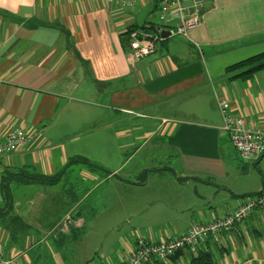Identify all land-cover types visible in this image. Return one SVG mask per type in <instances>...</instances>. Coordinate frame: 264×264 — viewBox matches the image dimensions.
Returning <instances> with one entry per match:
<instances>
[{
  "label": "crops",
  "instance_id": "0c3cea01",
  "mask_svg": "<svg viewBox=\"0 0 264 264\" xmlns=\"http://www.w3.org/2000/svg\"><path fill=\"white\" fill-rule=\"evenodd\" d=\"M160 1L137 0L125 8L108 0H0V137L16 125L34 135L23 149L0 157V205L7 201L8 182L13 213L29 225L13 236L0 223V252L9 261L0 264H37L49 257L54 264H70L57 251L79 239L82 217L68 216L67 209L91 194L78 199L65 186L68 169L76 164L105 173L90 180L96 187L112 184L119 194L110 200L104 193L99 202H111L129 224L118 231V255L94 264H122L139 237L173 239L195 222L228 212L233 197L263 190V177L258 185L245 186L246 179L234 178L240 165L234 156L238 165L226 160L235 147L222 129L217 95L231 102L234 114L264 128V69L250 77L227 72L264 52V0H206L203 20L188 36L176 33L174 22H159ZM152 26L168 33L156 31L162 38L157 49L134 58L124 34ZM136 154L151 162L126 174ZM78 157L102 167L72 161ZM165 157H176V163L168 166ZM246 171L247 165L242 174ZM20 173L60 180H16ZM215 178L224 181L217 184ZM15 186L33 195L23 210L17 209L22 196L15 195ZM143 193L150 196L143 200ZM48 195H59L58 207L44 212ZM47 212L53 221L35 220ZM53 233L51 240L62 246L52 245ZM51 247L53 255H47ZM205 247L217 264H264V208L230 232L211 235ZM189 259L182 250L167 263L189 264Z\"/></svg>",
  "mask_w": 264,
  "mask_h": 264
},
{
  "label": "built area",
  "instance_id": "2783aa9c",
  "mask_svg": "<svg viewBox=\"0 0 264 264\" xmlns=\"http://www.w3.org/2000/svg\"><path fill=\"white\" fill-rule=\"evenodd\" d=\"M125 8H133L137 0H108ZM206 0H161L159 22L163 25L175 23L178 34L188 36L191 28L201 24ZM130 48L136 59L152 54L162 38L148 29H132ZM219 110L223 119L222 129L229 135L240 158L245 162H258L264 159V128L253 119L232 112L231 102L217 95ZM30 129L16 125L7 136L0 137V157H6L23 149L33 138ZM259 208H264V188L261 192L248 194L236 199L225 214L208 222H195L190 229L170 240H156L139 237L134 252L122 264H148L152 259H170L179 251L196 252L206 248L205 241L211 235L230 232ZM0 262L6 261L0 253ZM89 264H94L90 262Z\"/></svg>",
  "mask_w": 264,
  "mask_h": 264
},
{
  "label": "rangeland",
  "instance_id": "374dc122",
  "mask_svg": "<svg viewBox=\"0 0 264 264\" xmlns=\"http://www.w3.org/2000/svg\"><path fill=\"white\" fill-rule=\"evenodd\" d=\"M127 142V139L125 140ZM146 150V149H145ZM236 158L237 162L240 166H238L237 172L234 175V178H237L240 176V179H246V184H243V186L248 184H257L261 180V178H264V159L258 161L259 164L255 165L254 163L257 162H245L243 159L240 158L237 151H235L234 148H232V153L226 157L227 161L229 160L231 165L237 164L234 157ZM176 157H165L163 162L167 164L168 166H172L171 163L175 162ZM131 162V163H130ZM143 162H151L147 158L144 159L142 154H136L133 156V158L128 162L130 163L126 170L124 171L126 174L137 167V164ZM238 165V164H237ZM247 165V171H250L249 173H245V168ZM83 166L80 164H76L72 166L70 169H68L67 178L65 180L66 187L68 188L69 192H73L74 196H76L78 199H81L88 190H90L91 194L88 200L76 208H68L69 211L68 216L73 215L74 218H77L78 212H80V218H81V226L79 227L78 231V240L74 238L72 241H68L64 244V249L61 252L58 250V253H63L66 256H68L70 264H84L85 262H91L93 260H98L99 257L109 259L111 255L114 254V256L118 255V251L115 250L119 246L121 240L119 239L118 231L125 230L129 228V224L126 221V217L124 215H121L120 212L114 208L115 206L111 202H99L100 197L105 193V195H111L109 199L111 200L113 198L114 194H119L118 190H114L112 184H104L100 185L99 187H96V182H92L90 180L92 175L98 176V180L103 179L105 173L100 172L99 170L94 169H85L82 170ZM246 171V172H247ZM230 172L232 173V166H230ZM169 175L172 173L171 171L167 172ZM82 174V175H81ZM83 175H86L87 177H84ZM152 176V174H151ZM260 179V180H259ZM259 180V181H257ZM263 180V179H262ZM215 183L219 184V182L224 181L223 179L215 178ZM27 188L18 187L15 186L13 189V192L15 195L22 196L21 200H18V210H23L22 207L24 201L33 196L32 193L29 194V192L26 190ZM214 190V188H211ZM12 191V189L10 188ZM204 192V190L202 189ZM252 194V193H251ZM142 198L144 200V197L150 196L149 194H141ZM203 195V193H202ZM248 195V194H246ZM245 195L237 196L236 198L233 197V199H240ZM25 197V199H23ZM39 195H37V198ZM59 197V195H48L44 198L42 201L41 207L44 211L45 209H50L51 207H58V204L56 202V199ZM53 202L49 203L48 199H52ZM234 200V201H235ZM203 201V199H202ZM232 201L229 203L227 201V206L234 202ZM226 202V201H225ZM51 206V207H50ZM38 210V208H35ZM57 211L62 212L60 209H56ZM45 212V211H44ZM45 215L41 218H39V215H36L35 220L37 222L45 223V221H53L54 215H51L50 212L44 213ZM78 218L75 220L74 226L76 223L80 220ZM128 233V232H127ZM126 233V234H127ZM55 233L51 234V237L49 240L52 242L51 238H55ZM73 237V235H72ZM54 242V241H53ZM54 246H60L61 244L59 242H54L52 244ZM62 246V245H61ZM50 248L49 243H47V249ZM54 247H51L50 250H47V255H53ZM3 253V252H0ZM4 254V253H3ZM28 255L31 257L32 252H29ZM45 258V257H44ZM101 260V258H100ZM55 258H45L40 260L37 264H54ZM19 264H22L21 261Z\"/></svg>",
  "mask_w": 264,
  "mask_h": 264
},
{
  "label": "trees",
  "instance_id": "16d2710c",
  "mask_svg": "<svg viewBox=\"0 0 264 264\" xmlns=\"http://www.w3.org/2000/svg\"><path fill=\"white\" fill-rule=\"evenodd\" d=\"M144 28L156 32V30H154L151 27H144ZM132 29L134 28H130L124 34L125 36H127V40L129 44H130L129 32ZM128 48H130V45H128L127 49ZM263 69H264V52L248 57L236 64L227 67V72L228 73L238 72V75L236 76L243 75L250 77L256 72ZM72 161L73 162L82 161L90 166L102 167L98 163L91 162L85 157H78L77 159H73ZM15 179L21 181H27V182L36 181V182H44L45 184H54L60 180V176H46L38 173H29V174L20 173V174H15ZM3 187H5V191L7 193L6 194L7 201L4 204L0 205V223L9 232H11L13 236L16 235L17 230H19L21 234L22 233L24 234L27 232L29 225L25 224V221L19 215L13 213L14 203L11 200V196H10V188H11L10 183L6 182V184H3ZM180 252L181 251H179L178 253ZM178 253L170 258H175L178 255ZM189 258H190L189 264H217L213 252L207 248H199L196 252H189ZM167 262L168 261L165 259L154 258L148 264H168Z\"/></svg>",
  "mask_w": 264,
  "mask_h": 264
},
{
  "label": "water",
  "instance_id": "95a60500",
  "mask_svg": "<svg viewBox=\"0 0 264 264\" xmlns=\"http://www.w3.org/2000/svg\"><path fill=\"white\" fill-rule=\"evenodd\" d=\"M151 28H153L154 30H156V31H159V30H161V33L163 34V36L166 34V33H168L167 32V30L165 29V28H160L159 26H152Z\"/></svg>",
  "mask_w": 264,
  "mask_h": 264
}]
</instances>
